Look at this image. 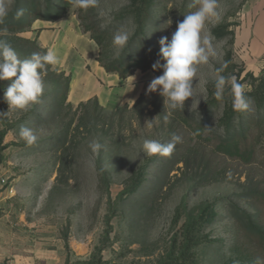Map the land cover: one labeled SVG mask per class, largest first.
<instances>
[{"label":"rangeland","instance_id":"rangeland-1","mask_svg":"<svg viewBox=\"0 0 264 264\" xmlns=\"http://www.w3.org/2000/svg\"><path fill=\"white\" fill-rule=\"evenodd\" d=\"M145 4L151 12L149 39L156 30L171 39L178 22L199 7L195 0H98L87 10L73 6L67 17L75 16L85 38L103 40L99 56L111 64L137 35ZM218 4L219 17L209 18L202 31L216 55L198 67L194 97L168 115L167 123L164 98L159 91L147 92L162 69L152 67L148 76L110 87L99 106L90 99L70 100L72 108L34 124H27L26 116L58 89V75L44 76L45 91L27 110L10 109L4 90L12 80L0 81V193L5 192L0 221L19 223L0 229L2 243L36 244L43 264H159L177 256V248L190 240L207 243L199 247L196 264H255L257 257L264 258L243 232L250 214L264 228V113L258 116L255 105L248 110L247 144L254 157L250 162L232 159L216 150L225 107L232 104L230 89L222 101L214 97L215 71L224 63L223 74L235 75L249 90L262 84L264 6L260 0ZM13 10L10 0L9 14ZM121 28L130 39L118 52L112 41ZM43 30L2 38L25 59L31 52L18 39L44 49L38 40ZM22 126L36 134L35 144L20 137ZM173 134L182 142L171 156L144 152L145 139L166 143ZM150 175L155 183L145 189Z\"/></svg>","mask_w":264,"mask_h":264},{"label":"clouds","instance_id":"clouds-1","mask_svg":"<svg viewBox=\"0 0 264 264\" xmlns=\"http://www.w3.org/2000/svg\"><path fill=\"white\" fill-rule=\"evenodd\" d=\"M74 7L84 10L95 8L98 0H71ZM199 4L197 10L185 15L177 24L176 31L171 39L162 37L159 41L160 55L163 64L157 60L153 70H161L162 74L154 77L148 85L147 92L159 94L164 98L167 123L168 115L175 110H183L185 102L194 97L193 80L197 76L198 67L207 64L210 57L216 55L215 48L209 39L202 37V31L209 18H218V0H195ZM10 0H0V25L9 14ZM24 15L23 9L17 10L15 17L19 19ZM171 24V21H169ZM6 27H0V81L12 80L4 90V99L10 109L27 110L31 105L39 102L45 91L44 76L46 67L59 63L56 51L49 48L45 53L34 52L30 57L20 59L16 50L2 37L7 33ZM130 33L124 28L118 30L113 36V45L117 51L126 47ZM227 63L222 64L215 71L214 97L222 101L226 89L232 95V107L236 112L248 111L251 107L247 85L240 83L235 75H224ZM14 78V79H13ZM134 79V77H131ZM197 101L194 102L196 104ZM193 104V105H194ZM0 115H4L0 113ZM154 121H148L146 127H152ZM20 137L31 146L36 143L37 136L29 127L22 126ZM182 138L173 134L171 139L164 143L156 139H145L143 150L148 156L169 157L173 154L177 144ZM93 148L99 147L93 144ZM229 177L231 173L228 174ZM255 264H264V258L257 257Z\"/></svg>","mask_w":264,"mask_h":264},{"label":"trees","instance_id":"trees-1","mask_svg":"<svg viewBox=\"0 0 264 264\" xmlns=\"http://www.w3.org/2000/svg\"><path fill=\"white\" fill-rule=\"evenodd\" d=\"M154 1H151L153 4ZM73 8L71 0H14V10L3 21L0 27L8 29L7 34H19L32 29L33 24L38 21H55L67 16ZM150 6H144L142 12L139 13L140 29L128 44V48L124 55L120 57L115 63H105L102 57L99 56L98 62L100 65L111 74L118 75L121 79H127L135 72L141 71L143 73L152 69V65L157 61H163L160 50L161 46H153L152 43L160 41L163 36H160L161 31L156 30L154 37L149 39L147 35V23L150 17ZM23 9L24 15L16 19L15 14L17 10ZM154 22V21H153ZM88 33L87 29L83 30ZM141 37V40H138ZM99 47L103 44V40L91 36ZM20 44L25 46L29 52L45 53L43 49L37 45L36 42L29 39L19 38ZM144 41V43H142ZM147 46V47H146ZM58 75L59 87L58 89L45 101L40 102L36 108L26 116L25 122L27 124H34L40 120L55 114H60L66 108H72L69 103V94L71 89V77L65 72L52 71L51 65L46 67L45 75ZM261 85L259 87L252 86L246 93L249 97L250 104L257 107L258 116L261 112L264 113V74L259 78ZM99 106L97 99H91ZM80 107L84 104H80ZM248 111L236 112L233 110L232 104L225 107L223 116V133L222 137L216 144V150L225 156L232 159H241L244 162H250L254 157V151L248 146V132L247 125L249 124L250 117ZM147 188H150L155 183V177L149 176ZM141 189L138 187L137 191ZM143 190L140 194L143 193ZM139 194V195H140ZM219 206V203L217 204ZM216 217L219 213H215ZM223 211L220 213V220L223 218ZM243 232L248 234L255 243L254 247L257 248L259 253L264 256V228L259 221L256 220L255 214H250L247 217V227L244 226ZM207 243L200 245H193L187 241L181 248H177L178 255L171 256L159 264H196L197 253L200 246H205Z\"/></svg>","mask_w":264,"mask_h":264},{"label":"crops","instance_id":"crops-1","mask_svg":"<svg viewBox=\"0 0 264 264\" xmlns=\"http://www.w3.org/2000/svg\"><path fill=\"white\" fill-rule=\"evenodd\" d=\"M264 6V0H260ZM45 29L38 40L44 49L52 48L59 57V63L54 67L66 72L71 77V89L68 101L82 102L97 99L98 103L106 101L110 87H118L123 83L130 84L131 77L148 76L150 71H137L127 79L108 73L98 62L99 46L91 38H85L75 16L63 17L55 21L38 20L31 30ZM5 192L0 193V198ZM19 223L0 221V229H14ZM0 264H43L42 253L38 246L23 244L17 241L13 246H7L0 241Z\"/></svg>","mask_w":264,"mask_h":264}]
</instances>
